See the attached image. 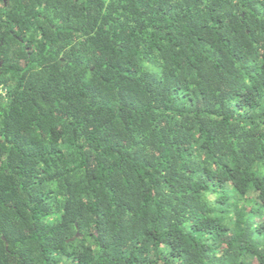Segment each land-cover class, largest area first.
Returning a JSON list of instances; mask_svg holds the SVG:
<instances>
[{
    "label": "trees",
    "instance_id": "16d2710c",
    "mask_svg": "<svg viewBox=\"0 0 264 264\" xmlns=\"http://www.w3.org/2000/svg\"><path fill=\"white\" fill-rule=\"evenodd\" d=\"M0 264H264V0H0Z\"/></svg>",
    "mask_w": 264,
    "mask_h": 264
},
{
    "label": "built area",
    "instance_id": "2783aa9c",
    "mask_svg": "<svg viewBox=\"0 0 264 264\" xmlns=\"http://www.w3.org/2000/svg\"><path fill=\"white\" fill-rule=\"evenodd\" d=\"M6 94H7V91L6 90H3V89L0 90V95L6 96Z\"/></svg>",
    "mask_w": 264,
    "mask_h": 264
},
{
    "label": "flooded vegetation",
    "instance_id": "af4514ba",
    "mask_svg": "<svg viewBox=\"0 0 264 264\" xmlns=\"http://www.w3.org/2000/svg\"><path fill=\"white\" fill-rule=\"evenodd\" d=\"M0 66H1V64H0Z\"/></svg>",
    "mask_w": 264,
    "mask_h": 264
}]
</instances>
